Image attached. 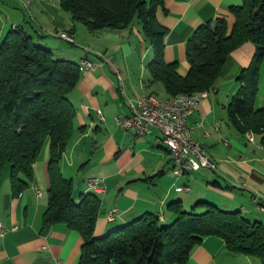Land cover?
Returning a JSON list of instances; mask_svg holds the SVG:
<instances>
[{
	"label": "crops",
	"instance_id": "crops-1",
	"mask_svg": "<svg viewBox=\"0 0 264 264\" xmlns=\"http://www.w3.org/2000/svg\"><path fill=\"white\" fill-rule=\"evenodd\" d=\"M245 0H165L167 12L159 8L157 18L167 29L165 60L180 62V71L186 74L187 44L196 29L218 17L234 22L231 8ZM19 0L0 3V42L12 28L24 24L37 42L51 49L57 57L79 62L88 58L94 69H82L77 86L69 94L77 109L75 131L69 140L62 160V172L74 181L75 193L89 192V177H99L105 190L96 223L95 235L102 236L137 219L143 213L157 214L161 222H169L175 214L168 204L181 201L185 210L197 206L205 209L204 202L224 210H239L251 222L264 225V147L261 136L254 141L243 134L229 118L228 106L241 88V72L250 66L255 46L245 43L231 52L224 63L221 76L190 115L188 122L193 137L208 148V156L215 168L199 171L176 172L169 152L159 140L161 133L139 136L132 130L119 127L118 114H128L129 108L122 97L123 78L127 94L139 97L146 83L147 58L151 47L137 28L88 31L70 13L62 10L60 0H35L30 6L31 18L21 9ZM75 42L56 36L68 32ZM127 33L123 34L122 31ZM126 35V37H124ZM86 48H90L88 52ZM150 49V50H149ZM93 51L103 52L105 58ZM153 57V52L151 54ZM80 61V63L82 62ZM85 60V59H84ZM156 89L162 96L159 83ZM256 108L264 107V61ZM101 110L105 121L99 120ZM82 128H84L82 130ZM45 149L35 163L36 185L45 194L39 197L33 186L13 195L10 171L7 167L0 180V222L9 227L0 241V264H78L83 238L64 224L44 228L43 214L48 205L47 162ZM178 186L189 190L178 191ZM201 202V204H200ZM198 204H200L198 206ZM117 210L112 220L110 211ZM17 225V229L12 227ZM185 264H261L260 259L230 252L225 242L216 236L206 237L196 246Z\"/></svg>",
	"mask_w": 264,
	"mask_h": 264
},
{
	"label": "trees",
	"instance_id": "trees-1",
	"mask_svg": "<svg viewBox=\"0 0 264 264\" xmlns=\"http://www.w3.org/2000/svg\"><path fill=\"white\" fill-rule=\"evenodd\" d=\"M60 5L90 32L137 28L153 52L142 89L160 95L151 89L160 82L166 94L160 95L163 98L212 88L227 56L245 43L254 44V57L238 77L241 88L228 113L243 134L260 135L264 147V108L255 107L264 61V0H245L232 7V24L218 17L199 26L187 44L186 74L181 73L180 62H167L164 57L167 29L157 11L167 12L165 0H60ZM80 61L57 57L24 24L12 26L0 42V180L8 167L13 195L31 186L35 191L39 188L33 185L35 163L48 149V205L43 225L61 223L81 234L78 264H185L208 236L221 238L230 252L259 258L264 264V225L251 222L239 210L207 202L203 211L195 206L188 212L175 200L168 204L175 214L169 224L146 212L105 235H95L100 193L90 188V177L89 192L75 193L74 181L64 176L61 165L75 131L78 112L69 94L80 81ZM40 190L43 195L39 197H43L45 192Z\"/></svg>",
	"mask_w": 264,
	"mask_h": 264
},
{
	"label": "built area",
	"instance_id": "built-area-1",
	"mask_svg": "<svg viewBox=\"0 0 264 264\" xmlns=\"http://www.w3.org/2000/svg\"><path fill=\"white\" fill-rule=\"evenodd\" d=\"M6 0H0V3ZM25 9L30 11V6L35 0H19ZM61 34V35H60ZM60 38L68 41L69 43L75 42L74 36L60 33ZM88 52H91L90 48H86ZM102 59L105 55L101 52L95 53ZM84 61V59H83ZM95 64L93 62L85 61L84 69H94ZM120 82L122 84V95L124 96L127 104L130 108L129 114H118L115 116V121L119 127L125 130H133L138 135L149 136L153 135L155 130L161 133L159 140L165 142L168 145H174L175 156L170 157L173 164L176 166V172L185 173V165H193L196 171L201 170L204 167L215 168V163L210 160L208 156V148L202 143H195L193 140L192 129L190 128L188 119L190 115L198 108L203 98L211 90L205 92V96L199 99H188V106H178V99L166 100L159 98V104H149V97H159L158 94L151 93V95H142L139 97L129 96L127 94L123 78L120 71L117 72ZM264 108V107H263ZM98 117L101 122L105 121V117L101 110L97 111ZM247 136L254 135L251 132L246 134ZM90 187L99 188V190H105V186L101 184L99 177H90ZM178 191L189 190L187 186H178ZM38 196H42L43 192L36 188ZM260 209H264V206L260 204ZM117 210H112L109 213V220H112ZM14 230L18 228L17 225L12 227ZM9 229L7 225L0 222V240L4 237L6 231ZM56 264H64L63 260H58Z\"/></svg>",
	"mask_w": 264,
	"mask_h": 264
},
{
	"label": "bare ground",
	"instance_id": "bare-ground-1",
	"mask_svg": "<svg viewBox=\"0 0 264 264\" xmlns=\"http://www.w3.org/2000/svg\"><path fill=\"white\" fill-rule=\"evenodd\" d=\"M62 34H66V33H62ZM85 61L86 62H91L89 61L88 59H85L84 61L82 60V62L80 63L81 65V69H84L85 68ZM207 90H204L202 92H196V93H193V94H180L178 96H174V98H163L159 95V97H149V104H159V98L160 99H166V100H174V99H178V106H188V99L186 98H189V99H199L201 98L202 96L205 95V92ZM141 94L142 95H151V92H149L148 89L146 88H143L142 91H141ZM249 139L251 141H254V135L252 136H248ZM193 140L195 143H199L194 137H193ZM169 152V155L170 157H174L175 156V149H174V145H168L167 143L163 142ZM211 160V159H210ZM191 171H196V168L193 167V165H185V172H191ZM92 188V191L93 192H97V193H100V192H103V190H99V188H96V187H90Z\"/></svg>",
	"mask_w": 264,
	"mask_h": 264
},
{
	"label": "rangeland",
	"instance_id": "rangeland-1",
	"mask_svg": "<svg viewBox=\"0 0 264 264\" xmlns=\"http://www.w3.org/2000/svg\"><path fill=\"white\" fill-rule=\"evenodd\" d=\"M21 9L25 12V14H27V16H28V18H31V15H30V13H29V11L27 10V9H25L24 7H21ZM0 22H5V18H4V15L2 14V16H1V19H0ZM61 33H63V32H61ZM122 33L123 34H125V33H127V31L126 30H123L122 31ZM60 34V33H59ZM66 34H68V35H70L69 33H66ZM61 35V34H60ZM124 37H126V35H124ZM62 39V38H61ZM74 40H75V38H74ZM147 43V42H146ZM147 45L149 46V44L147 43ZM150 50V49H149ZM152 51V50H151ZM152 54V52H150V58H147V60H146V63L147 62H149L152 58H151V55ZM95 64V63H94ZM145 69H146V78H148L149 77V72H148V70H147V68L145 67ZM159 85L161 86V88H162V90L160 91L162 94H165V90H164V88H163V86H162V84L159 82ZM140 96H141V94H140ZM46 147V146H45ZM191 211V210H190ZM190 211H188V212H190ZM229 211H231V210H229ZM170 223V221L169 222H167L166 224H169ZM107 234V233H106Z\"/></svg>",
	"mask_w": 264,
	"mask_h": 264
}]
</instances>
